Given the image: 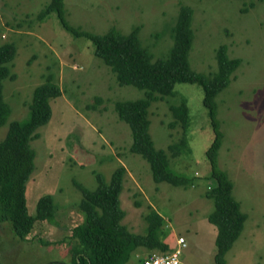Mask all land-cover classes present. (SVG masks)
I'll return each instance as SVG.
<instances>
[{
    "label": "rangeland",
    "instance_id": "374dc122",
    "mask_svg": "<svg viewBox=\"0 0 264 264\" xmlns=\"http://www.w3.org/2000/svg\"><path fill=\"white\" fill-rule=\"evenodd\" d=\"M48 2L0 0V45L12 42L16 47L8 65L14 78L2 82L9 116L0 138L8 123L26 117L33 89L50 73L60 89L50 100V119L30 140L35 169L25 192L31 215L41 196L52 195L55 217L52 222L35 220L21 239L10 221L0 222V264H72L78 241L70 236L84 222L78 183L94 190L98 173L108 182L119 166L126 169L119 196L125 212L121 223L131 232L146 234L147 216L156 211L164 219L160 234L165 242L173 246L177 236L186 239L183 264H215L217 228L208 221L215 206L206 195L215 185L206 155L214 134L203 89L177 83L172 96L149 108L155 145L167 151L170 168L189 180L186 186L158 183L151 163L130 150L131 129L115 111L117 101L142 99L145 90L119 85L95 54L94 43L66 30L55 12L37 19ZM183 6L193 11L188 52L193 71L214 73L221 45L242 59L230 85L216 96L223 133L217 164L233 182L234 197L247 215L225 261L264 264V0H64L66 20L82 30L104 34L115 28L128 34L139 26L141 43L153 60L169 57L173 26ZM184 99L189 127L184 130L178 123L171 128V106ZM147 251L137 249L128 264H142Z\"/></svg>",
    "mask_w": 264,
    "mask_h": 264
},
{
    "label": "trees",
    "instance_id": "16d2710c",
    "mask_svg": "<svg viewBox=\"0 0 264 264\" xmlns=\"http://www.w3.org/2000/svg\"><path fill=\"white\" fill-rule=\"evenodd\" d=\"M52 12L56 13L66 30L77 37H87L94 43L95 54L110 67L119 85H131L145 90L146 95L142 99L117 101L115 111L119 120L127 123L131 129L130 150L140 153L151 163L154 179L158 183L186 186L189 180L170 168L167 151L155 145L150 133L149 108L153 102L172 96L177 83L201 86L203 104L208 111L214 134L206 150L211 176L215 180V185L206 192L215 206L208 215V221L217 228L214 262L226 264L225 255L241 235L247 215L234 197L233 182L217 164L223 133L217 118L216 96L230 85L241 64V57H232L227 53V47L221 45L216 50L217 69L214 73L193 71L188 60L194 36L191 27L193 11L188 6L181 7L173 26L174 42L169 57L155 60L141 43L139 26L128 34H122L115 28L104 34L82 30L66 20L64 0H49L37 14V19L43 20ZM15 53L14 43L5 42L0 45V127L9 116L8 106L3 99L2 82L6 78H14L8 65ZM53 77L50 73L33 89L26 117L8 123L0 138V222L10 221L15 235L20 239L31 232L35 220L52 222L55 217L52 195L46 194L37 200L34 215L29 214L25 197L26 183L35 169V150L30 140L37 135L36 130L50 119V100L60 95L59 86L54 83ZM171 112L174 116L171 128L179 123L187 130L190 116L185 99L178 105H172ZM170 146L172 148L174 145ZM125 171L124 166L117 167L108 182L103 174L98 173L99 186L94 190L78 183L83 193L80 207L84 222L77 225L70 236L72 240L78 241L73 248L75 255L72 264H128L131 255L141 247L148 250L170 248L160 234L164 219L158 212L152 211L147 216L149 225L146 234L131 232L121 223L125 212L120 206L119 196Z\"/></svg>",
    "mask_w": 264,
    "mask_h": 264
},
{
    "label": "built area",
    "instance_id": "2783aa9c",
    "mask_svg": "<svg viewBox=\"0 0 264 264\" xmlns=\"http://www.w3.org/2000/svg\"><path fill=\"white\" fill-rule=\"evenodd\" d=\"M186 245L184 236H177L168 250H148L142 264H183L181 256Z\"/></svg>",
    "mask_w": 264,
    "mask_h": 264
}]
</instances>
